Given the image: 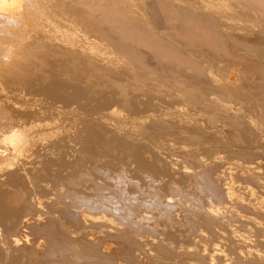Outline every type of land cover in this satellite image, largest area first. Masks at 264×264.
Segmentation results:
<instances>
[{
    "label": "rangeland",
    "instance_id": "1",
    "mask_svg": "<svg viewBox=\"0 0 264 264\" xmlns=\"http://www.w3.org/2000/svg\"><path fill=\"white\" fill-rule=\"evenodd\" d=\"M47 1L59 3L54 7L65 16L63 26L43 22L35 31L28 24L25 34L30 37L21 55L13 56L6 67L0 63L4 71H0V114L16 125L5 147L9 152L0 153V188L5 186L0 197H16L11 204L18 213L11 223L0 218V264L9 260L12 264L15 256V261L26 264L27 245L36 246L31 230L20 225L25 217L32 219L33 226L54 221L61 236L70 232L78 236L80 231L60 216L62 210L80 206L113 218L106 225L95 219L88 224L87 231L96 233L90 235L92 242L107 240L117 248L130 242L140 264H240L242 258L246 260L241 264H250L247 251L262 253V249L257 248L254 228L242 217L245 213L238 202L259 204V191L264 190V0ZM38 10H30L29 16ZM159 17L162 21L156 20ZM249 35L251 41L242 42ZM247 61L258 68H249ZM188 73L205 81L185 82ZM212 170L218 174L214 181L218 194L200 177ZM5 171H12V178L10 174L5 178ZM21 178L29 183L24 185ZM227 191L229 202L224 199ZM123 197L133 204L135 223L149 215L136 230L123 219L127 217ZM208 205L216 208L219 217L213 219L218 220L217 226L213 223L216 234L214 227L210 230L202 222L208 220L203 216ZM209 232L214 240L208 239ZM114 234L122 239L120 244ZM164 243L180 252L178 258L158 250ZM215 246L222 249L223 258L210 260ZM78 247L73 251H80Z\"/></svg>",
    "mask_w": 264,
    "mask_h": 264
},
{
    "label": "bare ground",
    "instance_id": "2",
    "mask_svg": "<svg viewBox=\"0 0 264 264\" xmlns=\"http://www.w3.org/2000/svg\"><path fill=\"white\" fill-rule=\"evenodd\" d=\"M56 1V0H55ZM102 1V0H101ZM114 1V0H113ZM209 1V0H208ZM208 1H207V3H208ZM58 2V1H57ZM56 2V3H57ZM59 2H61V1H59ZM131 2V1H130ZM116 3V2H115ZM58 4V5H57ZM57 4H53V1H50V2H48L47 0H0V63L1 64H3V67L5 66H7V62H10L9 60H11V58H13V56H16V55H19L21 52H22V50H24L23 48H25V43H27L26 42V40H28V37H30V35H26L25 34V30L27 29V25L29 24V26H31L32 25V28H33V30H35V29H37V31H39L38 29L39 28H41L40 26V24H42L43 22H49V23H54L55 25H60V26H63V22H64V17H62V15L60 14V12H58L57 10H55V7L54 6H59V3H57ZM82 4V3H81ZM121 4V3H120ZM216 4V3H215ZM63 5V4H62ZM117 7V6H116ZM39 8H43L42 10H38ZM36 9L38 10V13L36 14V15H31V17L29 16V11L30 10H33V11H36ZM65 9V8H64ZM218 9V8H217ZM60 10V9H59ZM68 14V13H67ZM105 15V14H104ZM194 15V14H193ZM69 17V16H68ZM88 17V16H87ZM156 17H158V16H156ZM201 17V16H200ZM70 18V17H69ZM68 19V18H67ZM67 19H65V20H67ZM214 19V18H213ZM78 20V19H77ZM76 20V21H77ZM156 20H159V21H162V18H160L159 17V19L157 18ZM156 20H155V22H156ZM201 20V19H200ZM68 21V20H67ZM66 21V22H67ZM72 22V21H71ZM72 25V24H71ZM23 26V29H22V31H21V27ZM66 29V28H65ZM23 30H24V32H23ZM41 30V29H40ZM16 31H20L19 32V34H18V36L16 37V38H13L12 36H14V32H16ZM36 31V30H35ZM225 32V31H224ZM35 33V32H34ZM50 36V35H49ZM108 36V35H107ZM248 35H246V37H247ZM250 37L249 38H245L246 40H244V39H242L243 41L242 42H244V41H251V35H249ZM240 37H242V36H240ZM45 38H47V37H45ZM44 38V39H45ZM254 39V38H253ZM42 40V39H41ZM50 40V39H49ZM80 40V39H79ZM85 40V39H84ZM91 40V39H90ZM232 41V40H231ZM255 41L257 42V39H255ZM48 42V41H47ZM65 42V41H64ZM75 42V41H74ZM80 42V41H79ZM85 42V41H84ZM73 43V42H72ZM248 43H251V42H248ZM35 44V43H34ZM64 44V43H63ZM76 44V43H75ZM108 45V44H107ZM81 47V46H80ZM85 47V46H84ZM28 48V47H27ZM26 48V49H27ZM74 48V47H73ZM227 48H229L228 46H227ZM96 49V48H95ZM221 49V48H220ZM28 50V49H27ZM35 50V49H34ZM232 50V49H231ZM100 51V50H99ZM186 52V51H185ZM30 53V52H29ZM213 53V52H212ZM220 54H221V52H220ZM21 55V54H20ZM237 55H239V54H237ZM101 56V55H100ZM241 56V55H240ZM250 56V55H249ZM24 57V56H23ZM83 57V56H82ZM245 57V56H244ZM253 57V56H252ZM223 58V57H222ZM249 58V57H248ZM160 60V59H159ZM224 60V59H223ZM231 60V59H230ZM248 60H252V59H248ZM227 61V60H226ZM253 61V60H252ZM249 61H247V64H249L248 65V67L250 68L251 67V65H254V64H251L250 65V62L248 63ZM235 63V62H234ZM253 63H255L254 61H253ZM1 64H0V71H1V69H3L2 68V66H1ZM184 64H185V62H184ZM238 64V63H237ZM246 64V65H247ZM239 65V64H238ZM254 66H256L257 67V63H256V65H254ZM179 67V66H178ZM185 67V66H184ZM253 67V66H252ZM256 67H254V68H256ZM258 68V67H257ZM182 70V69H181ZM257 70V69H256ZM256 70H254V71H256ZM206 71V70H205ZM2 72V71H1ZM4 72V71H3ZM3 72H2V74H3ZM7 72V71H6ZM98 72V71H97ZM186 72V74H187V70L186 71H183V73H185ZM263 72V71H262ZM1 74V73H0ZM1 74V75H2ZM5 74V73H4ZM95 74V73H94ZM177 74V73H176ZM155 75V74H154ZM190 75H191V73H190ZM178 76V75H177ZM184 76V75H183ZM188 76V77H187ZM186 77L187 78H185V82H187V81H191V83L192 84H194V82H192V81H195V82H197V81H199V83L198 84H200L201 83V80L200 79H196V80H194V76H192L193 78H190L189 77V73H188V75H187ZM199 76V75H198ZM205 76V75H204ZM262 76V75H261ZM202 77V76H201ZM2 78H3V76H2ZM190 78V80H188ZM204 79V78H203ZM0 81H2L1 79H0ZM205 80H202V82H204ZM143 83V82H142ZM146 83V82H145ZM190 83V82H189ZM197 84V85H198ZM203 88V87H202ZM114 89V88H113ZM205 89V88H204ZM142 90V89H141ZM53 91V90H52ZM39 93V92H38ZM44 93V92H43ZM55 93H57V92H55ZM59 93H61L60 91L56 94V95H59ZM33 96V95H32ZM53 96V95H52ZM60 96V95H59ZM62 96H65V95H63V93H62ZM76 96H77V94H76ZM65 97H67V95L65 96ZM69 97V96H68ZM78 98V97H77ZM259 98V97H258ZM64 99V98H63ZM74 99H75V97H74ZM73 99V100H74ZM239 100V99H238ZM69 101V100H68ZM107 101V100H106ZM63 102V101H62ZM129 102V101H128ZM127 103V102H126ZM158 103V102H157ZM145 104V103H144ZM109 105V104H108ZM51 106V105H50ZM261 108V107H260ZM90 111V110H89ZM134 112V111H133ZM146 112V111H145ZM64 114V113H63ZM186 115V114H185ZM10 117H12V116H10ZM7 118L8 117H6L3 113H1L0 114V153H2V152H5V147H6V144H7V142H8V140L10 139V136L12 135V133L13 132H15V130L16 129H14V127H16V125L13 127L11 124H12V122L10 123V124H8V120H7ZM143 118V117H142ZM98 119V118H97ZM186 119V118H185ZM7 120V121H6ZM145 121V120H144ZM181 121V120H180ZM183 121V120H182ZM186 121V120H185ZM194 121V120H193ZM10 122V121H9ZM85 122V121H84ZM157 122V121H156ZM188 122V121H187ZM245 122V121H244ZM110 123V122H109ZM139 123V122H138ZM177 123V122H176ZM255 123V122H254ZM179 124V123H178ZM181 124V123H180ZM185 124V123H184ZM38 126V125H37ZM52 126V125H51ZM260 127V126H259ZM20 128V127H19ZM122 128V127H121ZM22 129V131L24 130L23 128H21ZM188 129V128H187ZM204 129V128H203ZM43 130V129H42ZM162 130V129H161ZM192 130V129H191ZM220 130V129H219ZM18 131H20L19 129H18ZM44 131V130H43ZM96 131V130H95ZM24 133L26 132V131H23ZM231 132V131H230ZM201 133V132H200ZM188 134H189V132H188ZM26 135V134H25ZM238 135H240V134H238ZM242 135V134H241ZM27 136V135H26ZM29 136V135H28ZM27 136V137H28ZM142 136V135H141ZM236 136V135H235ZM47 137V136H46ZM151 137V136H150ZM225 137V136H224ZM29 138V137H28ZM181 138V137H180ZM243 138V137H242ZM189 139V138H188ZM28 140V139H27ZM253 141V140H252ZM194 142V141H193ZM26 143V142H25ZM172 143V142H171ZM242 143V142H241ZM251 143V142H250ZM22 144H23V142H22ZM227 145V144H226ZM257 145V144H256ZM36 146V145H35ZM183 146V145H182ZM21 147V146H20ZM23 147V146H22ZM21 147V148H22ZM7 148V147H6ZM24 148V147H23ZM174 148V147H173ZM250 148V147H249ZM248 148V151L251 149H249ZM4 150V151H3ZM22 150V149H21ZM229 150V149H228ZM252 150V149H251ZM250 150V151H251ZM11 151V150H10ZM253 151V150H252ZM251 151V152H252ZM9 151H7V152H5V153H8ZM12 153V152H11ZM21 153H22V151H21ZM20 153V154H21ZM41 154V153H40ZM173 154V153H172ZM252 156H255L254 154H255V152L253 153L252 152ZM23 155V154H22ZM25 155V154H24ZM31 155V154H30ZM19 156V155H18ZM138 156V155H137ZM259 156V155H258ZM14 157V156H13ZM18 158V157H17ZM58 158V157H57ZM244 158V157H243ZM253 158V157H252ZM255 158H256V156H255ZM2 158H1V154H0V160H1ZM7 159V158H6ZM107 159H109V158H107ZM135 159V158H134ZM40 160V159H39ZM141 160V159H140ZM144 160L142 159L141 160V162H143ZM199 161V160H198ZM203 161V160H202ZM211 161V160H210ZM7 162V161H6ZM16 162V161H15ZM22 162V161H21ZM201 162V161H200ZM12 163V162H11ZM11 163H9V164H11ZM19 163V162H18ZM145 163V162H144ZM257 163V162H256ZM8 164V163H7ZM13 164V163H12ZM12 164H11V166H12ZM23 164V163H22ZM143 164V163H142ZM214 164V163H213ZM259 164V163H258ZM2 165V164H1ZM4 165H6L5 163H4ZM15 165V164H14ZM17 165V164H16ZM152 165V164H151ZM155 165V164H154ZM153 165V166H154ZM209 165H211V164H209ZM7 166V165H6ZM5 166V167H6ZM10 166V165H9ZM20 166V165H19ZM24 166V165H23ZM146 166H149V165H146ZM208 166V165H207ZM252 166V165H251ZM13 167V166H12ZM21 167V166H20ZM43 167V166H42ZM152 167V166H151ZM215 168L217 167V166H214ZM247 168H248V170L250 169H253L252 167H250V166H246ZM259 167V166H258ZM15 168V167H14ZM40 168V167H39ZM155 168V167H154ZM241 168V167H240ZM9 169V168H8ZM8 169H6V171H8ZM10 169H12V168H10ZM21 169H22V167H21ZM156 169V168H155ZM208 169V168H207ZM243 169V168H242ZM255 169V168H254ZM15 170H17L18 171V168H16ZM153 170V169H152ZM249 170V171H250ZM264 170V169H263ZM5 171V172H6ZM62 171V170H61ZM200 171H203V170H200ZM217 171V170H216ZM241 171V170H240ZM243 171V170H242ZM255 173L256 172H258V171H256V170H253ZM262 171V170H261ZM149 172V171H148ZM12 173V171L9 173V174H7V172L4 174L5 175V178H8V175L10 176L9 178H12V176L14 175V173H13V175L11 174ZM19 173V172H18ZM21 173V172H20ZM203 173V172H202ZM218 173V172H217ZM7 174V175H6ZM15 174H17V173H15ZM22 174V173H21ZM215 175H218V174H215L214 173V171L212 170L211 172H205L204 174H202L200 177L202 178V179H204L203 181H205L206 182V184H208V186H210L212 189H213V191L215 192V194H218V193H221V192H218L217 191V189L215 188V186H214V181L216 182L217 181V179L218 178H216L215 177ZM223 175V174H222ZM7 176V177H6ZM17 176H19V175H17ZM221 176V175H220ZM253 176V175H252ZM19 177H22L21 175L19 176ZM31 177V176H30ZM29 177V178H30ZM4 178V179H5ZM1 179H2V177H1ZM37 179V178H36ZM151 179V178H150ZM197 179V178H196ZM261 179V178H260ZM20 180H22V182L24 181L22 178L20 179ZM33 180H35V179H33ZM200 180V179H199ZM255 180V179H254ZM1 181V180H0ZM13 181V183H12V185L16 182L14 179L12 180ZM15 181V182H14ZM93 181V180H92ZM95 181V180H94ZM239 181V180H238ZM2 182H4V180L2 181ZM6 182V181H5ZM9 182H10V179H9ZM38 182H39V180H38ZM46 182V181H45ZM204 182V183H205ZM263 182V181H262ZM20 183V182H19ZM19 183H17V184H19ZM27 183H29V182H27ZM27 183H25V182H23V184L25 185V184H27ZM37 183V182H36ZM39 183H41V182H39ZM8 184H11V183H8ZM22 184V185H23ZM95 184V183H94ZM5 185V184H4ZM20 185V184H19ZM23 185V186H24ZM33 185V184H32ZM91 185V184H90ZM113 185V184H112ZM198 185V184H197ZM201 185H203V184H201ZM257 185V184H256ZM9 186V185H8ZM15 186V185H14ZM35 186V185H34ZM44 186V185H43ZM42 186V187H43ZM92 186V185H91ZM99 186H100V184H99ZM98 186V187H99ZM108 185H106V187H107ZM110 186V185H109ZM127 186V185H126ZM6 187H7V185H6ZM39 187H41V186H39ZM46 187V186H45ZM93 187V186H92ZM92 187H90V188H92ZM203 187H205V186H203ZM258 187H260V185L258 186ZM1 188H3V187H1ZM0 188V189H1ZM4 188H5V186H4ZM3 188V189H4ZM24 188V187H23ZM34 188V187H33ZM102 188V187H101ZM109 188H111V187H109ZM115 188H116V186H115ZM261 190H263L264 189V183L261 185ZM3 189H2V191H3ZM93 189V188H92ZM108 189V188H107ZM211 189V190H212ZM229 189V188H228ZM256 189H258V188H256ZM256 189H255V191H256ZM5 190V189H4ZM39 190V189H38ZM37 190V191H38ZM63 190V189H62ZM69 190H71L70 188H69ZM209 190V189H208ZM259 190H260V188H259ZM16 191V190H15ZM24 191V190H23ZM34 191H35V188H34ZM42 191H44V190H42ZM106 191V190H105ZM210 191V190H209ZM22 192V191H21ZM74 191L72 190V193H73ZM93 192H94V190H93ZM117 190H116V195H117ZM230 192V191H229ZM228 191L226 192V193H224V199H225V202H229L230 200H231V196L229 195V194H231V192L229 193ZM257 192V191H256ZM255 192V193H256ZM5 193V192H4ZM7 193V192H6ZM19 193V192H18ZM24 193V192H23ZM38 193V192H37ZM36 193V194H37ZM54 193V192H53ZM76 193H77V191H76ZM80 193V192H79ZM102 193H103V191H102ZM159 193V192H158ZM174 193V192H173ZM259 193H261V195H260V202H259V204L258 203H256L255 205H250L249 203L247 204V203H244V201H241V200H239V202H238V205L240 206V208L243 210V212L245 213V215L243 216L242 215V217L244 218L245 217V221H246V219L249 221V223H251L252 225L251 226H253V231H254V233H253V231L251 232V230H247L245 227H244V229H246L248 232H250V233H253L252 234V236L254 235L255 237L254 238H256V239H254V241L256 240L257 241V243H258V246H257V248L259 247V246H261V249H262V253H260V252H258V251H255V250H248L247 251V254L246 255H248V261L250 262V264H264V190L263 191H259ZM19 194H21V193H19ZM70 194V193H69ZM97 194V193H96ZM98 194H101V192L100 193H98ZM111 194V193H110ZM213 194V193H212ZM254 194V193H253ZM6 195V194H5ZM31 195V194H30ZM75 195H77V194H75ZM74 195V196H75ZM86 195V194H85ZM92 195H93V193H92ZM94 195H95V193H94ZM108 195V194H107ZM115 195V193H114V196H116ZM125 195V194H124ZM214 195V194H213ZM221 195V194H220ZM19 196V195H18ZM22 196V195H21ZM36 196V195H35ZM64 196V195H63ZM66 196V195H65ZM82 196H84L83 194H82ZM140 196V195H139ZM182 196V195H181ZM216 196V195H215ZM257 196V195H256ZM10 197V196H9ZM55 197V196H54ZM70 197V196H69ZM72 197V196H71ZM77 197V196H76ZM92 197V196H91ZM96 197V196H95ZM111 197V196H110ZM122 196L120 195V197H119V199H121L122 200V198H121ZM1 198H4L3 199V201H2V199ZM16 197H14V198H11V199H7V197H6V199H5V197H0V199H1V201L2 202H0V218L2 219H5V221L7 220V222H9L11 219H13V218H16L17 216L16 215H18V213H17V208L15 207V206H13L12 204H11V201L12 200H14ZM26 198H27V196H26ZM38 198V197H37ZM43 198V197H42ZM66 198V197H65ZM105 198V197H104ZM124 198V197H123ZM130 198V197H129ZM138 198V197H137ZM159 198V197H158ZM219 198V197H218ZM254 198V197H253ZM17 199V198H16ZM23 199V198H22ZM54 199V198H53ZM60 199V198H59ZM73 199V198H72ZM79 199V198H78ZM97 199V198H96ZM128 199V198H127ZM139 199V198H138ZM137 199V200H138ZM141 199V198H140ZM144 199V198H143ZM223 199V198H222ZM221 199V200H222ZM19 200V199H18ZM17 200V201H18ZM29 200V199H28ZM62 200V199H61ZM76 200V199H75ZM81 200V199H80ZM109 200V199H108ZM111 200V199H110ZM113 200V199H112ZM115 200H117V199H115ZM121 200H119V202L121 201ZM133 200V199H132ZM197 200V199H196ZM202 200V199H201ZM219 200H220V198H219ZM40 201V200H39ZM63 201V200H62ZM94 201V200H93ZM98 201V200H97ZM96 201V202H97ZM118 201V200H117ZM134 201H135V198H134ZM236 201H238V200H236ZM13 202V201H12ZM16 201H14V203H15ZM74 202V201H73ZM103 202V201H102ZM163 202V201H162ZM166 202H168V203H170L169 202V200L168 201H166ZM17 203V202H16ZM15 203V204H16ZM56 203H58V202H56ZM76 203V202H75ZM105 203V202H104ZM109 203H111V202H109ZM135 203V202H134ZM141 203V202H140ZM157 203H158V200H157ZM181 203V202H180ZM198 203V202H197ZM231 203V202H230ZM21 204V203H20ZM24 204V203H23ZM27 204V203H26ZM101 204V203H100ZM105 204H107V203H105ZM112 204V203H111ZM122 204H123V208L125 209V211H124V209H123V211L127 214L126 216L127 217H123V219H127V223H129V225L131 224L132 226H133V228L134 227H141L140 225H142L143 224V222L142 221H144V222H146L147 220H148V218H149V215H147V214H144V215H142V216H140L139 217V220H137L138 222H139V224H137V223H135L134 221H135V217H134V220H132L131 219V205L130 204H132L131 202H129V201H126L125 200V198H124V200H123V202H122ZM138 204V203H137ZM136 204V205H137ZM176 204V203H175ZM205 204V203H204ZM86 205V204H85ZM114 205H115V203H114ZM119 205V204H118ZM133 205V204H132ZM165 205H166V203H165ZM180 205V204H179ZM185 205V204H184ZM232 205V204H231ZM23 206V205H22ZM21 206V207H22ZM60 206H62V205H60ZM59 206V207H60ZM108 206L109 205H106V207L108 208ZM117 206V205H116ZM140 206V205H139ZM157 206V205H156ZM198 206V205H197ZM209 206V205H208ZM225 206H226V204H225ZM224 206V207H225ZM229 206V205H228ZM227 206V207H228ZM19 207V206H18ZM32 207H33V205H32ZM31 207V209H33ZM81 207V206H80ZM80 207H79V209H74V210H62V213H61V218H62V220H64L65 222H66V224H67V226L69 225H71L72 226V228L74 227V228H76L77 230H79L80 232H81V234H80V232H79V235L78 236H75L74 234H71V233H73V232H70V233H68V236H64V234H62V236H61V234H59V230H61V228H59L55 223L56 222H52L51 220H49L48 222L46 221V223H43V224H38V225H35V226H33V225H31V221H32V219L31 218H29V217H23L24 219L22 220V222H21V224L20 225H22V229H24V228H29L31 231H30V233L33 235V237H35V243H37L36 244V246H33V245H27V247H28V249L27 250H29L28 252L26 251V254H27V257L28 258H26L27 259V262H26V264H118V263H120V262H118L119 260L120 261H124V262H126L127 264H140V263H138V261L135 259V257L133 256V253H132V251H131V249H132V247H130V242H127V241H124L123 242V244H120V240L122 241V239L120 238V237H117L115 234V236H114V238H116V240L119 242V247L117 248V246H114V247H116V248H114L112 245H116V244H114V243H112V242H110V243H112V244H108L109 242H102V243H99V244H95L96 242H97V239L95 238V240H96V242L94 243V242H92V241H94V240H91V236L90 235H95L94 233L92 234V232H88L87 231V227H88V224L90 223V222H92L94 219L95 220H97V222L100 224H103V225H106V224H110L111 223V221H113L112 219L113 218H109L107 215H105L104 213H100L99 212V210H98V212H96V213H94V212H91L90 211V209H87L86 208V206H85V208H83L82 209V207H81V209H80ZM104 207H105V205H104ZM113 207V205L111 206V208ZM135 207V206H134ZM133 207V208H134ZM164 207V206H163ZM199 207H200V204H199ZM232 207V206H231ZM28 208H30V206H28ZM78 208V207H77ZM89 208V207H88ZM121 208V207H120ZM140 208V207H139ZM149 208V207H148ZM161 208V207H160ZM166 209H167V207H165ZM185 208V207H184ZM194 208H195V206H194ZM204 207H202V209H203ZM206 208V207H205ZM30 209V210H31ZM35 209H37V208H35ZM102 209V208H101ZM109 209V208H108ZM144 209V208H143ZM158 209V208H157ZM156 209V210H157ZM165 209V210H166ZM196 209V208H195ZM216 209V208H215ZM214 208H213V206H209V208H206L205 209V213L206 214H204L203 216H205V215H207V218L206 219H208L207 221H206V223L204 222V221H202L210 230L212 229V227H214L213 229V231L215 232V230L216 231H218L216 228L217 227H215L214 225H216V222L218 221H213V219L214 218H216L217 217V213H215L217 210H215ZM239 209V208H238ZM92 210V209H91ZM120 210H122V209H120ZM134 210V209H133ZM160 210V209H159ZM161 210H163L162 208H161ZM173 210V209H172ZM236 210V209H235ZM28 211V210H27ZM35 211V210H34ZM37 211V210H36ZM39 211H41V210H39ZM103 211V210H102ZM136 211V210H135ZM134 211V212H135ZM170 211H171V209H170ZM175 211V210H174ZM238 211V210H237ZM119 212V211H118ZM133 212V211H132ZM147 212V211H146ZM163 212V211H162ZM172 212V211H171ZM241 211H239V214H241L240 213ZM17 213V214H16ZM53 213V212H52ZM110 213V212H109ZM108 213V214H109ZM137 213H138V206H137ZM148 213V212H147ZM203 213V212H202ZM21 214H22V212H21ZM33 214H35L34 212H33ZM38 214V213H37ZM49 214V213H48ZM113 214V213H112ZM121 214H124V213H122L121 212ZM136 214V213H135ZM142 214H143V212H142ZM166 214V213H165ZM169 214V213H168ZM172 214V213H171ZM174 214V213H173ZM189 214V213H188ZM233 214V213H232ZM238 214V215H239ZM23 215V214H22ZM32 215V214H31ZM138 215V214H137ZM161 215V214H160ZM164 215V214H163ZM191 215V214H190ZM219 215V214H218ZM224 215V214H223ZM16 216V217H15ZM29 216V215H28ZM34 216V215H33ZM32 216V217H33ZM36 216V215H35ZM56 216H58V215H56ZM150 216H151V214H150ZM192 216V215H191ZM202 216V217H203ZM19 217V216H18ZM31 217V216H30ZM50 217V216H49ZM162 217V216H161ZM193 217V216H192ZM235 217V216H234ZM238 217V216H237ZM137 218V217H136ZM154 218V217H153ZM217 218H219V217H217ZM225 218V217H224ZM17 219V218H16ZM16 219H13V222H14V220H16ZM18 219H20V218H18ZM36 219V218H35ZM48 219V218H47ZM51 219H54V218H52L51 217ZM189 219V218H188ZM191 219V218H190ZM200 219V218H199ZM202 219V218H201ZM242 219V218H241ZM9 220V221H8ZM21 220V219H20ZM37 220V219H36ZM39 220V219H38ZM37 220V221H38ZM56 220V219H55ZM118 220H119V218H118ZM160 220V219H159ZM192 220V219H191ZM191 220H190V222H191ZM221 220V219H220ZM224 220V219H223ZM239 220V219H238ZM242 220H244V219H242ZM12 221V220H11ZM11 221H10V223H11ZM34 221V220H33ZM41 221V220H40ZM39 221V223H41ZM56 221H58V220H56ZM129 221V222H128ZM149 221H150V219H149ZM148 221V222H149ZM151 221H153L152 219H151ZM156 221V220H155ZM175 221V220H174ZM192 221H194V220H192ZM65 222H64V224H65ZM157 222H159V221H157ZM172 222V221H171ZM202 222H201V225H202ZM215 222V223H214ZM231 222V221H230ZM238 222V221H237ZM243 222V221H242ZM5 223V222H4ZM33 223H35V224H37L36 222H33ZM59 223V222H58ZM123 223V222H122ZM151 223V222H150ZM153 223H154V221H153ZM152 223V224H153ZM173 223V222H172ZM196 223H198V222H196ZM213 223H214V225H213ZM245 223V222H244ZM244 223H243V226H247L248 224L247 223H245V224H247V225H244ZM19 223H17V225H18ZM158 224H160V223H158ZM175 224V223H174ZM193 224V223H192ZM203 224V225H204ZM8 225H10L9 223H8ZM14 225H16V224H14ZM63 225V224H62ZM92 225V224H91ZM129 225H127L128 227H129ZM139 225V226H138ZM199 225H200V223H199ZM230 225V224H229ZM237 225V224H236ZM235 225V226H236ZM95 226H96V224H95ZM95 226L93 227V228H95ZM102 226V225H101ZM100 226V227H101ZM108 226V225H107ZM106 226V227H107ZM168 226V225H167ZM188 226V225H187ZM217 226V225H216ZM239 226H240V224H239ZM249 226H250V224H249ZM249 226H247V228H250L251 229V227H249ZM1 227V226H0ZM15 227V226H14ZM21 227V226H20ZM65 228H66V226H64ZM105 227V226H104ZM113 227H115V226H113ZM119 227V226H118ZM117 227V228H118ZM144 227V226H143ZM149 227V226H148ZM176 227V226H175ZM193 227V226H192ZM203 226H201L200 228H201V230L202 229H204L205 228V226H204V228H202ZM10 228V227H9ZM69 228H71V227H69ZM89 228V227H88ZM92 228V227H91ZM102 228V227H101ZM112 228V227H111ZM110 227H109V229H111ZM116 228V229H117ZM120 228V227H119ZM190 228V227H189ZM243 228V227H242ZM1 229V228H0ZM75 229V230H76ZM131 229V228H130ZM135 229V228H134ZM167 229V228H166ZM171 229V228H170ZM195 229V228H194ZM9 230V229H8ZM15 230V229H14ZM25 230V229H24ZM65 230V229H64ZM73 230V229H72ZM76 230V231H77ZM83 230H85V231H83ZM91 230V229H90ZM101 230V229H100ZM106 230V229H105ZM105 230H103V231H105ZM119 230V229H118ZM133 230V229H132ZM136 230V229H135ZM134 230V231H135ZM139 230V229H138ZM193 230V229H192ZM206 230V229H205ZM66 231V230H65ZM68 231V230H67ZM74 231V230H73ZM82 231L83 232H85V233H82ZM93 231V230H92ZM99 231V230H98ZM116 231V230H115ZM175 231V230H174ZM181 231V230H180ZM208 231V230H207ZM242 231H243V229H242ZM64 232V231H63ZM62 232V233H63ZM75 232V231H74ZM109 232H111V231H109ZM117 232V231H116ZM115 232V233H116ZM168 232H170V231H168ZM199 232V231H198ZM203 232H205V231H201V232H199V233H201L200 235H203ZM219 232V231H218ZM217 232V233H218ZM240 232V231H239ZM29 233V234H30ZM118 233V232H117ZM136 233V232H135ZM149 233V232H148ZM154 233V232H153ZM187 233V232H186ZM185 233V234H186ZM193 233V232H192ZM196 233V232H195ZM205 233H207V232H205ZM210 233V232H209ZM236 233V232H235ZM249 233V234H250ZM0 234H2V233H0ZM13 234V233H12ZM19 234V233H18ZM69 234H71V235H69ZM98 234H100V231H99V233ZM124 234V233H123ZM122 234V235H123ZM126 234V233H125ZM167 234V233H166ZM211 234V233H210ZM215 234H216V232H215ZM5 235V234H4ZM15 235V234H14ZM66 235H67V233H66ZM134 235V234H133ZM148 235V234H147ZM191 235V234H190ZM197 235L199 236V234L197 233ZM197 235H194V236H196V238H198L197 237ZM207 235H209L208 233H207ZM206 234L204 235V236H207ZM212 235V234H211ZM210 235V237L208 238V236H207V238L208 239H210L211 237H213V236H215L214 235V233H213V235L211 236ZM251 235V234H250ZM1 236V235H0ZM8 236V235H7ZM6 236V237H7ZM163 236V235H162ZM165 236V235H164ZM171 236H173V235H171ZM218 236V235H217ZM100 237V236H99ZM105 237V236H104ZM111 237V236H110ZM1 238V237H0ZM4 238V237H3ZM15 238V237H14ZM32 238V237H31ZM156 238H157V236H156ZM196 238H195V240H196ZM202 238V237H201ZM215 238H216V236H215ZM246 238H248V237H246ZM12 239V238H11ZM18 239V238H17ZM107 239H109V238H107ZM131 239H132V236H131ZM150 239V238H149ZM176 239V238H175ZM199 239H200V237H199ZM212 239V238H211ZM251 239H253V238H251ZM99 241L98 242H100V240L101 239H98ZM112 240V239H111ZM124 240V239H123ZM152 240V239H151ZM157 240V239H156ZM163 240V239H162ZM162 240H161V242H162ZM165 240V239H164ZM202 240H204L203 238H202ZM212 240H214V239H212ZM29 241V240H28ZM155 241V240H154ZM159 241V240H158ZM244 241V240H243ZM253 241V242H254ZM16 242H17V240H16ZM97 242V243H98ZM118 242H116V243H118ZM207 242V241H206ZM219 242V241H218ZM237 243H238V241H236ZM240 242H242V241H240ZM2 243V242H1ZM12 243V242H11ZM26 244V243H25ZM30 244V243H29ZM74 244H76L75 245V248H71L70 246H72V245H74ZM78 244V245H77ZM158 244V243H157ZM253 244V243H252ZM255 244V243H254ZM6 246V245H5ZM4 246V247H5ZM16 246V245H15ZM77 246H80V247H78V248H81L80 249V251H73V249H76V247ZM14 247V246H13ZM169 246H167V245H165V243L164 244H161L160 246H159V248H158V250H160L161 252H162V254H166L167 256L169 255V257L172 259V257L173 258H175V257H177V255H179L180 254V252H179V254H178V252L177 251H175V250H173V249H170V248H168ZM210 247V246H209ZM225 247V246H224ZM15 248V247H14ZM228 248V247H227ZM7 249V248H6ZM5 249V250H6ZM19 249V248H18ZM184 249V248H183ZM183 249H181V250H183ZM188 250H189V248H187ZM211 249V248H210ZM14 250H16V249H14ZM185 251H186V249H184ZM187 250V251H188ZM243 250V249H242ZM246 250V249H245ZM22 251V250H21ZM25 251V250H24ZM159 251V252H160ZM232 251H234V249L232 250ZM259 251H260V249H259ZM6 252V251H5ZM225 252V251H224ZM241 252V251H240ZM10 253V252H9ZM14 253V252H13ZM25 253V252H24ZM190 253V252H189ZM208 253V252H207ZM237 253H238V251H237ZM7 256L9 255V254H7V253H5ZM16 254V253H15ZM223 254V252H222V249H220V248H218V247H212V249H211V251H210V253H209V258H210V260H213L214 258H223V257H221V255ZM225 254V253H224ZM234 254V253H233ZM232 254V255H233ZM238 254H240V253H238ZM238 254H236V255H238ZM5 255V256H6ZM20 255V254H19ZM6 256V257H7ZM10 256V255H9ZM185 256V255H184ZM240 256V255H239ZM18 257H22V254L20 255V256H18ZM23 257H26V256H23ZM180 257V256H179ZM232 257V256H231ZM236 256H234L233 258H235ZM241 257V256H240ZM15 258H16V256H15ZM15 258H14V260H12V264H21L20 262H18V261H15ZM178 258V257H177ZM226 258V256L224 257V259H223V262L226 260L225 259ZM9 259H10V257H9ZM8 259V260H9ZM12 259H13V257H12ZM24 259V258H23ZM26 259H25V261H26ZM208 259V258H207ZM236 259H238V258H236ZM241 259V258H240ZM243 259V258H242ZM242 259H241V261H242ZM245 259V258H244ZM243 259V260H244ZM22 260V259H21ZM178 260V259H177ZM185 260V259H184ZM231 260V259H230ZM246 260V259H245ZM4 261V260H3ZM14 261V262H13ZM24 261V262H25ZM199 261V260H198ZM222 261V260H221ZM240 261V264L243 262H241ZM9 262H10V260L8 261V264H9ZM23 262V263H24ZM161 262V261H160ZM231 262V261H230ZM237 262H239V259H238V261ZM1 263V262H0ZM144 263H146V262H144ZM166 263V262H165ZM175 263V262H174ZM196 263V262H195ZM217 263V262H216ZM225 263V262H224ZM223 263V264H224ZM6 264H7V262H6ZM182 264V263H181ZM214 264V263H213ZM220 264V263H219ZM226 264V263H225Z\"/></svg>",
    "mask_w": 264,
    "mask_h": 264
}]
</instances>
